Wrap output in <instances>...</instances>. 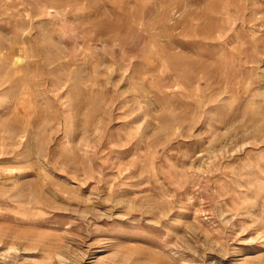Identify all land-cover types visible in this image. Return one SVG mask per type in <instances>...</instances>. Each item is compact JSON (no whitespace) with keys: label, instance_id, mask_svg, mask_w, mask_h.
Wrapping results in <instances>:
<instances>
[{"label":"rangeland","instance_id":"1","mask_svg":"<svg viewBox=\"0 0 264 264\" xmlns=\"http://www.w3.org/2000/svg\"><path fill=\"white\" fill-rule=\"evenodd\" d=\"M0 264H264V0H0Z\"/></svg>","mask_w":264,"mask_h":264}]
</instances>
